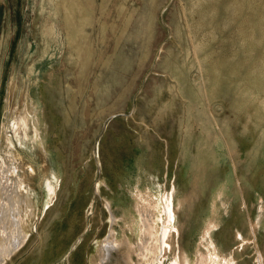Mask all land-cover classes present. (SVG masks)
<instances>
[{
  "label": "rangeland",
  "instance_id": "374dc122",
  "mask_svg": "<svg viewBox=\"0 0 264 264\" xmlns=\"http://www.w3.org/2000/svg\"><path fill=\"white\" fill-rule=\"evenodd\" d=\"M259 192L264 0H0V264H249Z\"/></svg>",
  "mask_w": 264,
  "mask_h": 264
},
{
  "label": "bare ground",
  "instance_id": "6f19581e",
  "mask_svg": "<svg viewBox=\"0 0 264 264\" xmlns=\"http://www.w3.org/2000/svg\"><path fill=\"white\" fill-rule=\"evenodd\" d=\"M21 126H22V130H21ZM28 126H27V124H26V122H25V120L24 119H22V121H21V125H19V123H16L15 125H14V128L16 129V131H17V134L18 135H26L27 136V131H26V128H27ZM32 135L35 137V138H38L39 137V134H38V131H37V129H36V127H33V133H32ZM8 144H11L9 141L7 142ZM30 165V169H29V167H28V169H29V172L31 171H33V173H30V174H32V175H34L35 174V169H34V167H33V165L30 163L29 164ZM25 168V167H24ZM25 175H27L26 174V168H25V172H23V177L21 178L23 181H24V176ZM7 179V178H6ZM3 180H4V177H3ZM5 182V181H4ZM8 182H9V180H8ZM7 182V184L8 185H10V183H8ZM6 183V182H5ZM7 190V189H6ZM5 191V190H4ZM5 192H7V191H5ZM8 193V192H7ZM9 195V194H8ZM7 195V196H8ZM10 196V195H9ZM8 196V197H9ZM11 197V196H10ZM9 199V198H8ZM10 202V201H9ZM8 203V202H7ZM164 203V207H163V210H162V213L158 216V218L161 220V221H163L164 220V224H163V227H162V229L161 230H163V232H162V235H161V246H162V250L165 248V249H170V244L168 243V238H169V236H167L168 238L166 239V237H165V234H166V231H167V226H166V222H165V219H166V217L168 218V215L169 216H171L172 217V212H173V209L171 208V206H170V203L169 202H163ZM12 204H10V206H11ZM3 206V205H2ZM8 206V205H7ZM7 210H9V207H7L6 208ZM6 209L5 208H3V209H1V212L3 213V215H6ZM10 209H12L13 211H14V209H15V206L14 205H12L11 207H10ZM9 214V213H8ZM12 215V214H11ZM7 217V220H9V221H11V222H14V219H13V217H12V219H10L8 216H6ZM16 231H17V233L20 235V237H21V239L23 240L24 239V237H25V234H24V232H22V229H21V226L19 225V224H17V226H16ZM171 231H173L172 232V234H176V232H177V228L176 229H174V227L171 229ZM165 232V234L163 235V233ZM12 233H13V230H11V231H8V236L5 234V238L4 239H2V240H0V259L2 260L3 259V255H5L6 253H8V252H10V250H11V248H12V243H11V241H10V239L9 238H11V236H12ZM20 239V240H21ZM109 240V245H113V247H115V245H114V243H112L110 240L111 239H108ZM161 246H160V248H161ZM160 248H159V251H160ZM13 249V248H12ZM105 251H106V253H105ZM103 253H104V255H103V259H104V257L107 255V253H108V251H107V249H105V250H103ZM109 254H110V252H109ZM108 254V255H109ZM2 257V258H1ZM102 262V261H101ZM257 262H258V264H263L262 263V257L260 256V254H258L257 255ZM100 264V263H99ZM173 264H187L186 263V259L181 263L180 262V260H179V257H178V255H177V257H174V261H173Z\"/></svg>",
  "mask_w": 264,
  "mask_h": 264
},
{
  "label": "crops",
  "instance_id": "0c3cea01",
  "mask_svg": "<svg viewBox=\"0 0 264 264\" xmlns=\"http://www.w3.org/2000/svg\"><path fill=\"white\" fill-rule=\"evenodd\" d=\"M241 199L245 209L247 210L248 231L250 233L248 238L242 237L241 246L243 249H251V257L249 260V264H258V254H260V256L262 257V263L264 264V246L260 238L261 236L264 237V195L260 194L259 192V195L256 198V206L255 209L252 210L253 218L250 217L245 197L243 195L241 196ZM213 225H215L213 221H208L202 231L204 232L208 226H211L210 230H212Z\"/></svg>",
  "mask_w": 264,
  "mask_h": 264
}]
</instances>
